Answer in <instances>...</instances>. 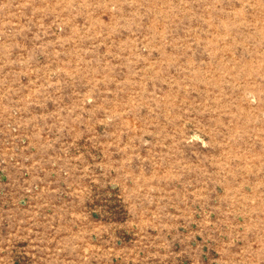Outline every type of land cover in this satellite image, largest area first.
<instances>
[{"label": "rangeland", "instance_id": "1", "mask_svg": "<svg viewBox=\"0 0 264 264\" xmlns=\"http://www.w3.org/2000/svg\"><path fill=\"white\" fill-rule=\"evenodd\" d=\"M0 264H264V0H0Z\"/></svg>", "mask_w": 264, "mask_h": 264}]
</instances>
